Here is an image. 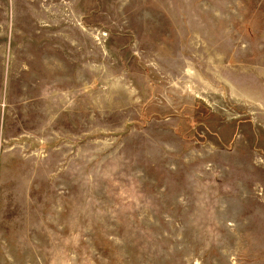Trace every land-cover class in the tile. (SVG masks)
Instances as JSON below:
<instances>
[{
  "label": "rangeland",
  "instance_id": "obj_1",
  "mask_svg": "<svg viewBox=\"0 0 264 264\" xmlns=\"http://www.w3.org/2000/svg\"><path fill=\"white\" fill-rule=\"evenodd\" d=\"M0 264H264V0H0Z\"/></svg>",
  "mask_w": 264,
  "mask_h": 264
}]
</instances>
